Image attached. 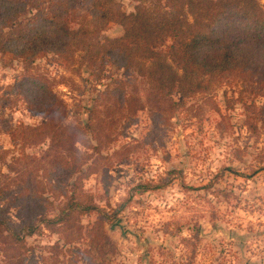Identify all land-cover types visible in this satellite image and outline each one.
I'll return each instance as SVG.
<instances>
[{
    "label": "rangeland",
    "instance_id": "1",
    "mask_svg": "<svg viewBox=\"0 0 264 264\" xmlns=\"http://www.w3.org/2000/svg\"><path fill=\"white\" fill-rule=\"evenodd\" d=\"M119 1L127 11L137 3ZM88 10L87 1L76 5L73 26ZM123 32L116 23L105 30L112 37ZM26 74L20 60L0 55V188L6 174L18 175L9 162L24 164L23 154L41 157L50 144L47 136L28 130L46 119L31 110L16 84ZM30 75L42 77L62 99L64 116L54 123L69 130L70 148L84 150L79 138L91 142L93 155L84 168L95 171L77 188L74 177L64 182L69 194L82 186L104 208L127 202L120 219L106 224L117 244L113 264H264V164L256 156L264 146V83L226 73L219 87L183 99L171 110L152 96L146 77L112 64L89 68L51 53L36 59ZM172 96L182 101L179 94ZM64 164L57 158L49 167L63 169ZM210 182V190L202 188ZM5 200L1 194L0 206ZM51 201L55 209L49 217L55 218L59 201ZM95 218L81 216L85 225ZM64 234L43 228L27 236V260L19 262L18 254L6 258L0 249V264H86L84 252H69L73 245ZM84 237L75 243L82 249L87 248Z\"/></svg>",
    "mask_w": 264,
    "mask_h": 264
},
{
    "label": "trees",
    "instance_id": "2",
    "mask_svg": "<svg viewBox=\"0 0 264 264\" xmlns=\"http://www.w3.org/2000/svg\"><path fill=\"white\" fill-rule=\"evenodd\" d=\"M82 1L88 2L89 10L75 27L72 13ZM136 1L134 10L127 11L119 0H0V55L23 63L28 74L16 84L31 110L46 119L39 126H24V130L28 127L39 131L38 138L47 136L50 140L41 157L31 159L23 154L24 164H8L18 175L14 178L6 174L4 187L0 188V195L6 199L0 206V249L6 258L18 254L19 262L27 260V236L47 228L53 232L64 230L67 242L73 245L69 252H84L86 264H113L117 244L106 224L116 223L127 205L124 202L116 208H104L82 186L81 192L69 194L64 182L74 177L77 188L95 171L90 166L84 168L93 155L89 150L92 146L79 138L84 150L75 144L70 148L69 130L54 123L64 116L62 99L42 77L30 75L36 59L52 53L89 68L112 64L126 72L136 71L147 78L152 96L171 110L183 99L219 87L226 73L255 76L264 83L262 0ZM112 23L123 27L122 35L105 34ZM174 93L182 101H175ZM262 109L264 114V104ZM252 123L258 141L261 133L257 121ZM96 151L101 157L99 148ZM256 156L258 163L264 164V146ZM243 157V151L236 154L239 161ZM57 158L65 163L63 169L49 167ZM228 169L237 173L232 167ZM56 172L66 175L60 178ZM223 174H217L216 181ZM212 187L211 182L202 186L207 190ZM51 197L59 201L55 218L49 217L55 209ZM63 197L65 201L59 200ZM87 214H96L89 225L81 220ZM84 234L87 248L82 249L75 243Z\"/></svg>",
    "mask_w": 264,
    "mask_h": 264
}]
</instances>
